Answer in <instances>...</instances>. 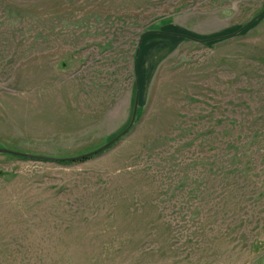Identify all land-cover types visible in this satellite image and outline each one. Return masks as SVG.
<instances>
[{"label": "rangeland", "instance_id": "obj_1", "mask_svg": "<svg viewBox=\"0 0 264 264\" xmlns=\"http://www.w3.org/2000/svg\"><path fill=\"white\" fill-rule=\"evenodd\" d=\"M113 139L0 152V264H264V0H0V148Z\"/></svg>", "mask_w": 264, "mask_h": 264}, {"label": "water", "instance_id": "obj_2", "mask_svg": "<svg viewBox=\"0 0 264 264\" xmlns=\"http://www.w3.org/2000/svg\"><path fill=\"white\" fill-rule=\"evenodd\" d=\"M135 111H136V106L134 107V111H133V115L131 117V120H130V124H129V127L132 125L133 121H134V114H135ZM115 139L111 140L110 142H108L107 144L103 145L102 147L94 150L93 152H96L104 147H107L108 145H110ZM0 152H3V153H12L14 155H18L20 157H26V158H33V159H38V158H46L48 160H57V159H62V158H49V157H41V156H37V155H32V154H27V153H19V152H15V151H11V150H7V149H4V148H0ZM64 159H74V157H68V158H64ZM40 160V159H39Z\"/></svg>", "mask_w": 264, "mask_h": 264}, {"label": "trees", "instance_id": "obj_3", "mask_svg": "<svg viewBox=\"0 0 264 264\" xmlns=\"http://www.w3.org/2000/svg\"><path fill=\"white\" fill-rule=\"evenodd\" d=\"M111 145V144H110ZM110 145H108L107 147H109ZM107 147H104L96 152H88V153H85V154H82V155H79V156H74V159H57L56 161H59L61 163H73V162H80V161H85L93 156H96L98 155L100 152H102L103 150H105ZM43 157V156H41ZM40 160H43V159H46V158H38Z\"/></svg>", "mask_w": 264, "mask_h": 264}]
</instances>
